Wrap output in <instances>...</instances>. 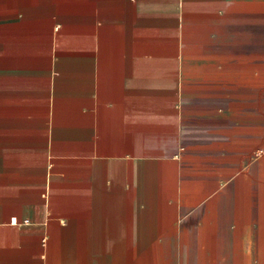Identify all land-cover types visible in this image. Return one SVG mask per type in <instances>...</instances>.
<instances>
[{
    "label": "crops",
    "instance_id": "0c3cea01",
    "mask_svg": "<svg viewBox=\"0 0 264 264\" xmlns=\"http://www.w3.org/2000/svg\"><path fill=\"white\" fill-rule=\"evenodd\" d=\"M0 264H264V0H0Z\"/></svg>",
    "mask_w": 264,
    "mask_h": 264
},
{
    "label": "built area",
    "instance_id": "2783aa9c",
    "mask_svg": "<svg viewBox=\"0 0 264 264\" xmlns=\"http://www.w3.org/2000/svg\"><path fill=\"white\" fill-rule=\"evenodd\" d=\"M46 194H47V192L45 191V194H44V195H45V197H46Z\"/></svg>",
    "mask_w": 264,
    "mask_h": 264
}]
</instances>
